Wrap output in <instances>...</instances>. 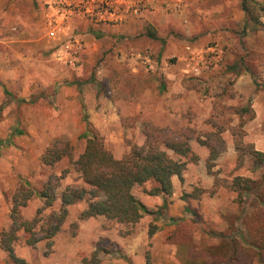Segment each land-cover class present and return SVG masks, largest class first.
<instances>
[{
    "label": "rangeland",
    "instance_id": "rangeland-1",
    "mask_svg": "<svg viewBox=\"0 0 264 264\" xmlns=\"http://www.w3.org/2000/svg\"><path fill=\"white\" fill-rule=\"evenodd\" d=\"M49 1L0 0V234L10 226L20 177L40 189L51 176L70 170L61 191L78 178L68 160L50 168L42 156L64 140L74 145L78 159L86 146L80 138L84 111L117 159L145 143L148 123L164 139L191 132L192 155L183 159L186 169L175 176L163 214L165 198L148 195L149 184L138 186L135 196L155 214L133 227L92 218L73 235L71 225L86 207L82 202L69 207L51 247L27 246L22 237L16 262L0 245V264H84L95 252L99 264H187L193 247L218 245L214 235H230L232 225L244 243L252 242L243 221L255 213L252 197L241 211L226 183L262 176L250 156L240 166L236 140L264 153V17L257 28L242 0H71L111 2L113 16L91 20L75 7L53 16ZM149 25L158 41L144 37ZM99 32L101 37L94 34ZM241 58L253 76L245 70L225 74ZM210 132H220L226 144L214 158L198 140L206 141ZM156 198L163 199L160 205L153 204ZM60 204L59 197L53 209ZM40 207L33 200L24 217L32 219Z\"/></svg>",
    "mask_w": 264,
    "mask_h": 264
},
{
    "label": "trees",
    "instance_id": "trees-1",
    "mask_svg": "<svg viewBox=\"0 0 264 264\" xmlns=\"http://www.w3.org/2000/svg\"><path fill=\"white\" fill-rule=\"evenodd\" d=\"M241 8L257 28L261 26L264 4L254 0H242ZM94 34L101 37L100 32ZM144 37L151 41L159 40L156 29L150 25ZM243 70L253 72L245 58L229 64L225 74L240 75ZM191 79L193 82L201 81L197 77ZM165 89L163 85L160 92L163 93ZM5 93L9 95L7 91ZM243 112L244 110L239 114L242 115ZM83 120L86 130L80 138L86 140V146L78 159H75L74 145L64 140L51 144L42 156V163L50 168L68 160L78 174L73 184L67 185L61 191V182L71 173L70 170L65 171L62 177L51 176L40 189L20 177L12 198L10 226L0 234L2 249L15 262V245L22 237L30 247H36L40 242H46L48 247L52 246L53 240L66 224L70 206L86 203L85 209L78 215L77 222L71 225L73 235L77 234L80 222L92 218L104 217L125 227H133L145 216L155 214L135 196L134 190L138 186L149 184L151 188L146 190L148 195L165 198L163 206L159 208L160 215L168 208L167 198L173 194L172 178L182 177L187 165V161L184 162L183 159L192 155L190 141L194 135L189 132L183 134L181 139H164L161 129L148 123L145 129V143L132 146L129 153L117 159L106 148L104 138L90 124L85 111ZM198 140L209 148L213 158L218 156L220 149L224 151L226 148L220 132L207 133L206 141ZM168 150L174 152L179 160L173 159ZM236 151L240 156V166L245 157L250 156L255 162L252 169L262 171L260 179L237 176L232 184L226 183V186L237 194L236 201L242 206L241 211L244 210L247 198L252 197L251 205L256 209L255 213L246 219L243 218V221L253 240L244 243L238 226L232 225L230 235H214L221 239L218 245L193 247L187 264H264V153L257 151L252 144H244L242 140H236ZM59 197L60 207L54 210ZM33 200L41 201V207L32 219H27L23 210ZM185 212L187 217L191 211ZM239 218L240 216L236 220ZM154 233L155 227L150 236ZM84 264H99L98 253L95 252L90 259H85Z\"/></svg>",
    "mask_w": 264,
    "mask_h": 264
},
{
    "label": "built area",
    "instance_id": "built-area-1",
    "mask_svg": "<svg viewBox=\"0 0 264 264\" xmlns=\"http://www.w3.org/2000/svg\"><path fill=\"white\" fill-rule=\"evenodd\" d=\"M48 4L53 11V16L68 14L73 7H75L74 12L83 15L85 14L91 20H103L106 15H114L108 10L110 6L112 7L110 1H88L87 4L84 5V1L81 3H75L71 0H51ZM51 30V35L55 36V28L52 27Z\"/></svg>",
    "mask_w": 264,
    "mask_h": 264
},
{
    "label": "crops",
    "instance_id": "crops-1",
    "mask_svg": "<svg viewBox=\"0 0 264 264\" xmlns=\"http://www.w3.org/2000/svg\"><path fill=\"white\" fill-rule=\"evenodd\" d=\"M174 178H175V177H173V178H172L173 185L175 184V182H174V180H175V179H174ZM174 186H175V185H174ZM161 200H163V199L156 198V199H153V201H152V202H153V204L160 205V204L162 203V201H161ZM144 205L146 206V205H148V204H147V203H145ZM146 207H147V206H146ZM147 208H148V207H147ZM148 209H149V208H148Z\"/></svg>",
    "mask_w": 264,
    "mask_h": 264
}]
</instances>
